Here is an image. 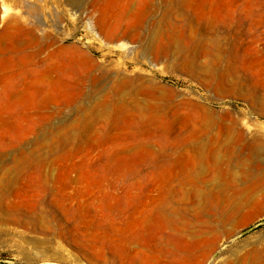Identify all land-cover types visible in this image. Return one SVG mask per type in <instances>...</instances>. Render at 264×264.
<instances>
[{
    "label": "rangeland",
    "instance_id": "1",
    "mask_svg": "<svg viewBox=\"0 0 264 264\" xmlns=\"http://www.w3.org/2000/svg\"><path fill=\"white\" fill-rule=\"evenodd\" d=\"M0 264H264V0H0Z\"/></svg>",
    "mask_w": 264,
    "mask_h": 264
}]
</instances>
